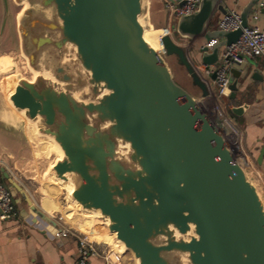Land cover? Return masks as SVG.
<instances>
[{"label":"water","instance_id":"95a60500","mask_svg":"<svg viewBox=\"0 0 264 264\" xmlns=\"http://www.w3.org/2000/svg\"><path fill=\"white\" fill-rule=\"evenodd\" d=\"M15 1L26 3L17 27L39 75L26 78L15 54L1 67L5 91L61 147L55 180L73 185L84 210L111 219L138 264H264V199L199 98L145 40L148 0ZM258 3L224 30L210 25L217 12L229 14L225 0H201L176 19L178 39L161 37L203 97L210 88L190 47L196 62L218 65L221 47L250 25ZM198 37L205 43L196 48ZM212 39L220 41L209 46ZM230 71L229 109L240 115L247 105L233 101L242 70Z\"/></svg>","mask_w":264,"mask_h":264},{"label":"crops","instance_id":"0c3cea01","mask_svg":"<svg viewBox=\"0 0 264 264\" xmlns=\"http://www.w3.org/2000/svg\"><path fill=\"white\" fill-rule=\"evenodd\" d=\"M249 1L225 0L227 8L238 13ZM223 17L217 12L210 28H219L218 21ZM250 25L264 28V0H260L250 13ZM183 41L190 44L188 40ZM203 43L204 39L198 37L193 41V47ZM225 47H221L220 57ZM190 48L191 58L200 64L195 60L200 55L194 57L195 51ZM240 70L242 77L233 104L247 106L240 115L231 112L229 106L227 110L234 123L243 130L244 149L264 179V55L250 60ZM20 128L17 113L9 105L0 103V176L12 190L16 205L14 216L7 220L0 218V264H78V237L74 234L55 236V232L66 224L59 220L52 203L37 199L27 178L13 167V159L26 149L29 141L24 139ZM25 196L45 217L32 209ZM92 264H106L103 255L92 257Z\"/></svg>","mask_w":264,"mask_h":264},{"label":"rangeland","instance_id":"374dc122","mask_svg":"<svg viewBox=\"0 0 264 264\" xmlns=\"http://www.w3.org/2000/svg\"><path fill=\"white\" fill-rule=\"evenodd\" d=\"M165 3V0L147 1V14L142 18L146 26L151 27L147 29L160 30L161 28H168L167 18L169 10ZM5 4V0H0V103L9 105V107L17 113L22 135L25 140L29 139V141L27 140L28 146L26 149L17 153L13 159V167L16 171H19V174L27 178L28 182L31 184V188L35 190L34 194L37 199H43L44 201L53 203L52 205L55 208L56 214L58 213L57 217L61 218V221L66 225L78 230L80 229L81 231L92 229L96 233H99L95 236L103 239L101 241L105 242L102 244L105 253L113 259L115 264H138L134 254L130 250H126L123 243L117 239L116 232L112 227L113 225H106L96 217L93 218L82 214L77 215L78 210L71 202V198L74 199L73 196H69L64 188V183L55 180L50 174V165L57 159L59 152H61L60 147L50 139L49 135L39 131V126L36 122L23 116L15 109L13 104L7 100L5 77L3 72H1V67H3L5 61H8L10 57L16 54L21 59L23 75L26 78L33 79L36 73L28 66L26 56L21 47V38L17 27L18 20L23 12L24 4L18 5L12 0H8L9 12H6L7 8ZM174 28L175 25L170 33L166 30L165 34H170L173 38L178 39L174 32ZM157 50H159L170 66L176 82L187 89L193 96L201 98V90L194 85L191 76L187 72L185 66L179 63L178 58L175 55H168L162 43ZM73 207H75V209ZM71 210L74 212L77 210L75 212L77 213L75 220L68 218L66 215V212ZM88 211L85 210V213L89 214ZM91 212L93 211H90V213ZM93 215L99 217L94 212ZM86 221H88V225H85ZM89 237L91 239H97V237L93 235H89Z\"/></svg>","mask_w":264,"mask_h":264},{"label":"built area","instance_id":"2783aa9c","mask_svg":"<svg viewBox=\"0 0 264 264\" xmlns=\"http://www.w3.org/2000/svg\"><path fill=\"white\" fill-rule=\"evenodd\" d=\"M165 2L169 10L168 28L166 30L170 33L176 19L181 15L194 12L201 0H165ZM240 24L239 13L232 10L223 17L219 26L224 30H234ZM216 42H218V39H212L208 45L213 46ZM261 55H264V28L249 25L243 28L241 35L235 42L225 47L218 65L196 64L195 66L210 88V93L207 96L199 98L201 105L220 129L235 158L245 168L264 199V179L256 171L253 161L244 149L242 142L244 137L243 130L234 123L227 110L229 106L231 68L237 67L240 69L250 60ZM213 72H216V77L215 79H210V74ZM1 162L0 159V169ZM15 214L14 194L0 176V218L7 220ZM70 234L78 237V264H92V257L101 254L106 264H115L113 259L105 253L102 246L105 242L91 239L85 232L68 225H63L55 232V236H67Z\"/></svg>","mask_w":264,"mask_h":264},{"label":"bare ground","instance_id":"6f19581e","mask_svg":"<svg viewBox=\"0 0 264 264\" xmlns=\"http://www.w3.org/2000/svg\"><path fill=\"white\" fill-rule=\"evenodd\" d=\"M24 5H26V3L24 2ZM147 28H151V27H146L145 28V30H144V38H145V40L149 43V45H151L153 48H155L156 50L160 47V45H161V37L163 36V35H165V32H166V29H163V30H157V29H147ZM159 51V50H158ZM29 66V65H28ZM30 67V66H29ZM31 68V67H30ZM33 72H35L36 73V75H35V77L33 78V79H31L32 81L37 77V75H39V72L38 71H36V70H33V69H31ZM41 72V74H43L44 76H46V77H51V74L50 73H48V72H46V71H40ZM76 94V96H78V92L77 93H75ZM7 100H9L10 101V99H9V95L7 94ZM11 102V101H10ZM23 115V114H22ZM23 116H25V115H23ZM34 123V122H33ZM35 124V123H34ZM50 139H52L58 146H59V144L54 140V138L53 137H51L50 136ZM60 147V146H59ZM60 149H61V147H60ZM63 156H64V153H63V151H62V149H61V152H60V155L57 157V159L50 165V169L53 167V165L55 164V162L57 161V160H61L62 158H63ZM57 184V183H56ZM64 188L66 189V191L68 192V194H69V196H71V193H72V190H73V185L71 184V183H66V184H64ZM71 202L73 203V206L75 205V207L77 208V210H75V212L77 211V213H75L74 211H68V212H66V215H67V217L68 218H70V219H73V220H75L76 219V214L77 215H79V214H82V215H87V216H89V217H96V218H99L100 219V221L101 222H104L106 225H109V226H112L113 225V222L111 221V219L109 218V217H107V216H105V215H103L102 213H100V211H93L95 214H97L99 217H97V216H95V215H93V212H91L90 213V210L88 211V213L89 214H87V213H85V210L84 209H82V207H81V205H80V203L78 202V201H76V200H74V199H72L71 198ZM72 203H71V205H72ZM53 204V203H52ZM67 205H68V202H67ZM70 205V206H71ZM49 206H50V204H49ZM78 206V207H77ZM72 207V206H71ZM75 207H73L74 209H75ZM59 211H61V210H59ZM70 222V221H69ZM87 222L88 221H86L85 223V225H88L87 224ZM73 223V222H72ZM90 223V222H89ZM74 226V225H73ZM90 226V225H89ZM113 227V226H112ZM80 230V229H79ZM83 232H85L88 236L89 235H93L94 237H97V239L98 240H103L102 238H99L98 236H95L96 234H99V233H96L95 231H93L92 229L90 230V229H86V230H82ZM102 242H104V241H102ZM121 243H123L122 241H121ZM123 245H124V243H123ZM124 247H125V245H124ZM125 249L127 250V248L125 247Z\"/></svg>","mask_w":264,"mask_h":264},{"label":"flooded vegetation","instance_id":"af4514ba","mask_svg":"<svg viewBox=\"0 0 264 264\" xmlns=\"http://www.w3.org/2000/svg\"><path fill=\"white\" fill-rule=\"evenodd\" d=\"M14 3H16V4H18V5H22V4H20V3H17L15 0H12ZM5 5H6V8H7V11L6 12H9V5H8V0H5ZM3 26H4V23H3Z\"/></svg>","mask_w":264,"mask_h":264}]
</instances>
